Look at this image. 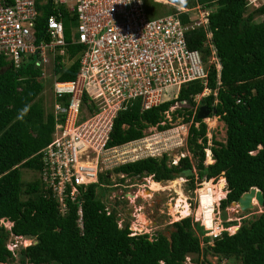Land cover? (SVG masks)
<instances>
[{
	"label": "trees",
	"instance_id": "1",
	"mask_svg": "<svg viewBox=\"0 0 264 264\" xmlns=\"http://www.w3.org/2000/svg\"><path fill=\"white\" fill-rule=\"evenodd\" d=\"M184 2L187 7L196 4V0ZM197 2L213 9L208 32L221 70L212 67L206 84L188 83L175 99L149 110H143L139 100L128 104L117 113L106 144L108 150L120 148L141 141L150 128L171 130L167 119L171 115L172 121L181 119L189 126L186 148L191 158L183 157L173 165L167 155L150 156L101 172L97 182L77 199L81 227L78 202L67 200L64 212L39 175L33 181H22V170L41 171L39 152L51 143L57 123L46 101L48 78L36 66L39 58L30 56L16 69L0 57V219L13 224L11 230L0 228V264H186L189 257H194L193 264H213L208 257L218 264H264V205L259 215L243 219L234 234L223 231L216 238L208 237L199 223L187 217L171 225L169 236L157 233L151 239L146 234L132 236L127 217L119 226L118 202L107 210L100 197L102 186H113L112 175L120 183L125 178L152 177L160 184L183 177L191 191L224 176L227 195L221 201L222 211L253 188L264 196V5L250 10L246 0ZM144 3L150 20L175 12L153 0ZM54 14L49 2L36 24L38 41L49 42L47 20ZM62 22L68 40L75 18L63 14ZM205 41L203 29L187 33L190 50L209 55L203 48ZM81 52L80 46L69 45L66 56L57 57L54 74L58 81L76 78ZM205 89L209 94L197 102ZM201 107L210 111L208 118L224 123L225 142L208 139L207 124L197 119ZM207 151L213 160L210 165L205 163ZM207 188L199 191L200 197ZM202 223L208 230H218L214 219ZM236 225L226 222L223 227ZM12 236L34 243L11 252L7 246Z\"/></svg>",
	"mask_w": 264,
	"mask_h": 264
},
{
	"label": "built area",
	"instance_id": "2",
	"mask_svg": "<svg viewBox=\"0 0 264 264\" xmlns=\"http://www.w3.org/2000/svg\"><path fill=\"white\" fill-rule=\"evenodd\" d=\"M153 1L175 12L150 20L144 0H0V57L18 69L36 55L43 77L53 81L50 108L57 123L51 143L39 152V177L64 212L67 200L78 202L86 187L97 182L100 159L113 150L106 144L119 111L138 100L149 110L168 101L173 89L179 93L188 83L206 84L212 67L221 70L208 32L213 9L197 0L193 7L184 0ZM49 2L55 12L47 20L49 42L38 41L36 24ZM246 2L250 10L264 5V0ZM63 14L75 18L68 40ZM197 29L206 32L203 48L209 55L188 46L187 33ZM69 45L82 48L78 73L74 80L60 82L54 74L56 59L66 56ZM208 94L205 89L196 101ZM78 205L81 227L80 201ZM2 227L11 230L13 224L0 219ZM33 243L12 236L7 248L14 252Z\"/></svg>",
	"mask_w": 264,
	"mask_h": 264
},
{
	"label": "rangeland",
	"instance_id": "3",
	"mask_svg": "<svg viewBox=\"0 0 264 264\" xmlns=\"http://www.w3.org/2000/svg\"><path fill=\"white\" fill-rule=\"evenodd\" d=\"M75 26L74 24L71 30L75 29ZM49 69L50 68L47 67L46 72H48ZM46 82H48L46 84L47 89L45 93L46 101L50 107L53 81L48 79ZM177 95L178 91L173 89V91L167 95V99H174ZM177 107L178 105L173 107L170 111L173 112ZM167 119L171 122V130L160 132L156 128H150L146 131V136L141 141L109 150L110 152H107L100 159L101 172L106 173L120 164L133 162L150 156L162 157L163 155H167L173 165L177 164L183 157L191 158L186 148L188 124H183L181 119L172 121L171 115H167ZM203 121L208 127L207 137L209 140L214 138L218 142H225L226 128L223 122L219 121L216 117L206 118ZM206 155V165L212 164L213 160L211 158V153L207 151ZM38 175V173L32 171L22 170V181H33L38 178ZM120 178H123V176ZM110 179L114 188L113 186H102L99 189L100 197L105 199L108 209L110 208L109 206L116 205L115 203L118 202L116 207L121 215L119 226L122 225L121 223L124 221L125 217H127L132 235L146 234L151 239L157 233L169 236L172 231L171 225L187 217H191L194 222L199 223L208 237L212 236L214 233H219L222 229L227 230L229 234H233L236 232V229L243 219H252L255 215H259L262 212V209L258 206L248 212H240L232 205L226 208L225 211L220 210L221 201L226 198L227 194L226 186H223L222 189L218 186L220 184V179L206 182L213 184L208 186H205L206 183L203 182L198 185L195 191L189 190L187 180L183 177L160 184L154 182L152 177L142 179L125 178L122 183L119 182L115 175L110 176ZM207 187L212 190V193L207 197L206 205L213 204L214 208L211 211L203 212L204 216L200 219V216H197V212L200 208L199 191ZM220 190H222L225 196H223L219 202H215V193L216 191L220 192ZM177 202L181 203L180 207H185V205L188 206L189 215L187 217H182V215L178 213V211L181 210L176 209L175 206ZM173 207L175 210H173ZM206 219H214L218 230L206 229L202 223V221ZM226 222H235L237 225L224 228L223 224ZM192 259H194V257H189L186 260V264H193ZM207 259L210 263L218 264L217 260L213 257H208ZM219 264L227 263L223 261Z\"/></svg>",
	"mask_w": 264,
	"mask_h": 264
},
{
	"label": "water",
	"instance_id": "4",
	"mask_svg": "<svg viewBox=\"0 0 264 264\" xmlns=\"http://www.w3.org/2000/svg\"><path fill=\"white\" fill-rule=\"evenodd\" d=\"M209 115H210V111L207 110V107H201L198 112L197 119L204 120L208 118ZM219 179L224 180L225 186H227L226 179L224 176H220ZM254 201H256V205H254ZM263 205H264V196L262 192L256 188H253L249 192L244 193L238 199L237 202L232 203V206L236 207L240 212L253 210L256 206L262 209ZM237 230L238 228L236 229V231Z\"/></svg>",
	"mask_w": 264,
	"mask_h": 264
},
{
	"label": "bare ground",
	"instance_id": "5",
	"mask_svg": "<svg viewBox=\"0 0 264 264\" xmlns=\"http://www.w3.org/2000/svg\"><path fill=\"white\" fill-rule=\"evenodd\" d=\"M213 185V184H212ZM219 187H220V189H222L223 188V186H225V183H224V180H220V184L218 185ZM218 187V188H219ZM212 193V190L211 189H205L204 190V193H202V196L200 197V208H199V210H198V212H197V216H200V219H201V217H203L204 215H203V212H206V211H211V210H213V208H214V205L213 204H208V205H206V203H207V197H209V195ZM216 195V198H215V202H219L221 199H222V197L223 196H225V194L222 192V190H220V192H217L216 191V193H215ZM180 202H177V204H176V209H180L181 211H178V213L180 214V215H182V217H187L188 215H189V210H188V206H186L185 205V207L184 206H181L180 207ZM254 205H256V201H254ZM180 207V208H179ZM173 210H175L174 209V207H173ZM175 213V212H174ZM173 214V213H172ZM178 218V217H177ZM199 218V217H198Z\"/></svg>",
	"mask_w": 264,
	"mask_h": 264
},
{
	"label": "clouds",
	"instance_id": "6",
	"mask_svg": "<svg viewBox=\"0 0 264 264\" xmlns=\"http://www.w3.org/2000/svg\"><path fill=\"white\" fill-rule=\"evenodd\" d=\"M176 97H177V96H176ZM176 97H175V98H176ZM175 98H174V99H175ZM171 100H172V99H171ZM168 101H169V100H168ZM214 210H215V209H214ZM214 212H215V211H214ZM79 227H80V225H79ZM238 228H239V227H238ZM224 231H227V230H224ZM227 232H228V231H227ZM233 234H234V233H233ZM132 236H135V235H132ZM210 237H213V236H210ZM217 237H218V236H217ZM213 238H216V237H213ZM187 259H188V258H187Z\"/></svg>",
	"mask_w": 264,
	"mask_h": 264
}]
</instances>
